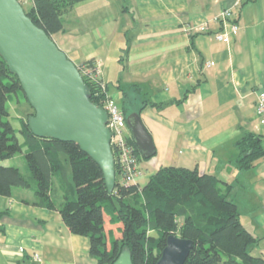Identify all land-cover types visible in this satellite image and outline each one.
Here are the masks:
<instances>
[{
    "label": "crops",
    "instance_id": "1",
    "mask_svg": "<svg viewBox=\"0 0 264 264\" xmlns=\"http://www.w3.org/2000/svg\"><path fill=\"white\" fill-rule=\"evenodd\" d=\"M224 9L239 25L229 42L214 38ZM202 24L207 29H192ZM52 39L76 65L98 61L115 101L136 112L145 105L138 114L155 153L139 160L136 183L163 165L232 182L240 221L256 237L250 252L264 258V157L246 170L231 164L244 132L260 134L264 146L256 111L264 92V0H86ZM62 191L56 182L53 193L62 198ZM61 202L38 204L32 187L0 195V264H95L88 237L62 221Z\"/></svg>",
    "mask_w": 264,
    "mask_h": 264
},
{
    "label": "trees",
    "instance_id": "2",
    "mask_svg": "<svg viewBox=\"0 0 264 264\" xmlns=\"http://www.w3.org/2000/svg\"><path fill=\"white\" fill-rule=\"evenodd\" d=\"M86 0H32L26 15L48 36L63 30V18ZM21 2V1H20ZM93 65L92 60L78 64ZM81 73V71H79ZM90 100L103 107L105 94L100 84L81 74ZM9 94H21L20 82L0 56V195L9 196L16 186L32 187L38 204L55 207L53 191L62 188L59 213L73 234L89 241V255L95 264H112L124 247L132 264H156L170 234L191 239L193 246L184 264H264L250 248L256 237L240 221L238 206L231 196L232 182L198 168L163 165L143 185H124L117 155L116 182L110 192L100 166L77 143L35 135L27 124L33 108L21 117L20 143L6 102ZM29 104V103H28ZM30 105V104H29ZM145 105L141 106L139 113ZM122 112L127 117L128 108ZM138 160L143 159L132 137ZM235 146L231 161L235 170H246L264 157L261 135L246 131ZM24 148L25 171L2 163ZM67 165L71 168L68 180Z\"/></svg>",
    "mask_w": 264,
    "mask_h": 264
},
{
    "label": "water",
    "instance_id": "3",
    "mask_svg": "<svg viewBox=\"0 0 264 264\" xmlns=\"http://www.w3.org/2000/svg\"><path fill=\"white\" fill-rule=\"evenodd\" d=\"M0 56L34 110L27 117L30 130L40 137L77 143L100 166L111 192L116 166L107 112L90 100L77 65L33 23L19 0H0ZM126 123L142 157L152 156L154 143L138 112L129 113ZM192 246L191 239L170 234L156 264H184ZM112 264H132L129 249L124 247Z\"/></svg>",
    "mask_w": 264,
    "mask_h": 264
},
{
    "label": "built area",
    "instance_id": "4",
    "mask_svg": "<svg viewBox=\"0 0 264 264\" xmlns=\"http://www.w3.org/2000/svg\"><path fill=\"white\" fill-rule=\"evenodd\" d=\"M232 16L230 9L222 10L215 19L223 23V29L214 33V38L220 41L229 42L231 36L235 34L239 25L234 20L229 22V18ZM228 22L227 27L225 24ZM196 31H202L207 29L206 24H202L198 27L192 28ZM191 29V30H192ZM186 32L190 29L185 27ZM211 61H207L205 66H210ZM78 67V66H77ZM81 74L89 77L95 82L99 83L102 90L106 91V83L102 78V70L98 61L93 62L91 66H81ZM103 108L107 112L106 125L111 131L110 144L112 151H115L117 155V163L119 164L120 179L124 185L136 183V177L141 174L139 168V160L136 153L135 146L130 142L131 133L127 126L125 116L117 105L111 95L106 92ZM256 111L259 117V121L264 125V92H258L256 101ZM114 155V154H113ZM34 258L38 259L39 255L34 254Z\"/></svg>",
    "mask_w": 264,
    "mask_h": 264
},
{
    "label": "rangeland",
    "instance_id": "5",
    "mask_svg": "<svg viewBox=\"0 0 264 264\" xmlns=\"http://www.w3.org/2000/svg\"><path fill=\"white\" fill-rule=\"evenodd\" d=\"M31 5L30 0H26L24 3H22V6L25 8H28ZM69 58V57H68ZM103 78V77H102ZM110 85V83L108 82ZM142 100V97H140ZM117 105L120 107V109H123V106H126L128 108V113L133 112L131 108L128 107V102L124 103L121 100L115 101ZM7 109L9 111V115L7 118L11 121L15 133L18 136L19 142L21 143L23 141V138L19 132V129L21 127V117L26 115V112L31 110L30 105L24 100L23 96L21 94H9V99L6 102ZM24 148L22 147V150L20 152L15 153L12 157L5 159L2 161L5 165H14L19 167L23 172L25 171V159L23 157ZM153 159V158H152ZM150 162V158L148 159H142V162L146 164L147 162ZM67 172H68V180L72 182L71 179V168L69 165H67ZM146 172V171H145ZM20 187V186H16ZM54 202L55 204H59L62 200L59 193L54 194Z\"/></svg>",
    "mask_w": 264,
    "mask_h": 264
}]
</instances>
